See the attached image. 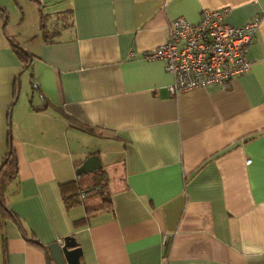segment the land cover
<instances>
[{
  "label": "crops",
  "instance_id": "0c3cea01",
  "mask_svg": "<svg viewBox=\"0 0 264 264\" xmlns=\"http://www.w3.org/2000/svg\"><path fill=\"white\" fill-rule=\"evenodd\" d=\"M39 2L22 44L30 101L16 103L21 64L0 12V164L9 138L18 163L4 197L18 224L0 217V264H47L44 247L68 236L80 264H264V0ZM203 10H226L234 27L260 18L250 68L173 96L164 63L144 55L174 19L194 23ZM92 140L118 161L111 177L104 169L109 202L97 210L103 199L85 203L86 174H73L90 153L105 168ZM69 182L81 187L71 206Z\"/></svg>",
  "mask_w": 264,
  "mask_h": 264
},
{
  "label": "built area",
  "instance_id": "2783aa9c",
  "mask_svg": "<svg viewBox=\"0 0 264 264\" xmlns=\"http://www.w3.org/2000/svg\"><path fill=\"white\" fill-rule=\"evenodd\" d=\"M225 13L226 10H203L194 23L183 17L174 19L165 44L144 55L164 63L173 78L167 87L171 95L226 86L233 77L249 70L246 53L261 20L257 17L234 27L225 22Z\"/></svg>",
  "mask_w": 264,
  "mask_h": 264
},
{
  "label": "rangeland",
  "instance_id": "374dc122",
  "mask_svg": "<svg viewBox=\"0 0 264 264\" xmlns=\"http://www.w3.org/2000/svg\"><path fill=\"white\" fill-rule=\"evenodd\" d=\"M27 3H28V0H0V8H3L6 11L5 16L7 18V22L4 25V27L6 28V34L11 40H13V45H18L21 49H23L26 52H28V51L22 46V44L24 46L28 47L29 40L31 38H34V36L32 35V33L34 31L32 19H34V17H35L36 8L39 9L34 1H31V3L34 5L33 9H29L27 6ZM12 26L14 29L11 28ZM13 30H15V33L13 34V36H15L17 39H14L13 37L9 36V32L12 33ZM42 34H43V31H42ZM40 36H42V35L40 34ZM11 46H12V44H11ZM30 75H31V68H27L26 70H24L20 74V77H19V95L17 97L16 103L22 101V99L25 97V94H26V96H28V101H30V99H31L30 82H32ZM15 110L16 109H12V112H11L12 117H14V115H15ZM87 146H88V148H90L93 151L101 150V159H102L103 165L105 167L104 169L107 171H110V177L112 176V174L114 175L116 172L115 167H117L118 161L116 160V158H114V156H113V158H111L107 154V153H110L112 151H115L114 147L112 146L109 149L107 146L104 147V143L102 141L97 142L94 140H92V145H88L86 142V147ZM111 154L112 153H110V155ZM107 155H108V157H107ZM74 157H75V155H74ZM81 158L82 157H80V156H76L75 161L77 162V161L81 160ZM76 170H77L76 172L73 171V174L76 177V179H78V177H79L78 174H80V172H79L78 168ZM92 178L89 176L87 177V175H86V179H87L86 185H88V188L91 187L90 185L92 184L93 180L95 179V178H93V180H92ZM112 180L113 179H111V181ZM97 181H98V184L100 183L101 185L103 184L104 181L106 182L105 178L104 177L102 178L101 176L97 179ZM65 193H66V196H69L72 194V192H70L68 189H65ZM107 194H109V184H107L102 189L94 190V191L87 193V195L85 197H82V200L84 199L85 203H87L89 206L98 205L102 202L103 195L107 196Z\"/></svg>",
  "mask_w": 264,
  "mask_h": 264
},
{
  "label": "trees",
  "instance_id": "16d2710c",
  "mask_svg": "<svg viewBox=\"0 0 264 264\" xmlns=\"http://www.w3.org/2000/svg\"><path fill=\"white\" fill-rule=\"evenodd\" d=\"M28 1H30V2L34 1L35 4L39 8L38 11L39 12L41 11L39 0H28ZM2 10L3 11H0V12L2 14V17L4 18V25H5V23L7 22V18L5 16L6 11L4 9H2ZM40 18L42 19L41 28H40L41 34H42V31H43L42 35H43L44 39H46V42H49V41L52 40L53 37L50 36V35H47V33H49L50 30H47L45 28L46 19L45 20L43 19L44 17L42 16V14H40ZM5 37H6L7 41H8V43L10 44V47H11V50H12L13 54L16 56V58L18 59V61L21 64L20 73H19V75H17V80H18L19 77H20V74L24 70H26L27 68H31V66H32V62H31L32 55L29 52H26L23 49H21L18 45H13V40H11L7 36V34L5 35ZM11 44H12V46H11ZM15 83H16V81H15ZM31 84H33V82ZM14 89H15V85H14ZM14 95H15V93H14ZM34 110L38 111V110H43V109L42 108H40V109L37 108V109H34ZM8 143H9L8 144V151H7L6 155L4 156V158L2 159V162L0 164V166H1V168H0V217L3 218V219H10L13 222H15L16 224H18V219L16 217V214L14 212H12L8 208V206L6 205V200L4 198L5 194H6V191H5L6 185H8V183L16 176L17 171H18L17 159H16V157L14 155V152H13V149H12V146H11V138H9V142ZM90 155H94V154L90 153ZM83 176H85V175H81L79 177V179H77V181L81 180L83 178ZM87 176H90V177L94 176L93 178H96V177L99 178L101 176L102 178L104 177L105 180H106V182L104 181V183L102 185L100 183L99 184L96 183V186H94L93 191L102 189L103 187H105L107 185V181L108 180L106 178V171L104 170L102 164H101L100 168L97 170V172L89 174ZM61 187H62L61 188L62 192H65V189H68L70 192H72L73 189H74V182H69V183L62 184ZM79 190H81V187L78 186L76 188V193H72L69 197L65 195L66 193L64 194V196H66L65 197V201L67 203V206H71L72 204H75V203H80V199L76 197L79 194V192H80ZM74 197H76V198H74ZM108 202H109V197H107L106 195H103V202H102L101 207H97L95 209L97 210L99 208L105 207V204L108 203ZM82 221H83V219H79V220H76L75 223L81 224Z\"/></svg>",
  "mask_w": 264,
  "mask_h": 264
},
{
  "label": "water",
  "instance_id": "95a60500",
  "mask_svg": "<svg viewBox=\"0 0 264 264\" xmlns=\"http://www.w3.org/2000/svg\"><path fill=\"white\" fill-rule=\"evenodd\" d=\"M31 60V59H30ZM19 92V81L17 85V94ZM15 100L17 99V95ZM11 109H9V114ZM101 166V160L98 156L90 155L81 163L78 170L80 177L82 174H92L97 172ZM1 168V166H0ZM93 191V188L82 191V195L87 192ZM45 248L47 254V264H80V257L82 256V250L76 246V242L73 237H64L61 241H54L48 244Z\"/></svg>",
  "mask_w": 264,
  "mask_h": 264
},
{
  "label": "flooded vegetation",
  "instance_id": "af4514ba",
  "mask_svg": "<svg viewBox=\"0 0 264 264\" xmlns=\"http://www.w3.org/2000/svg\"><path fill=\"white\" fill-rule=\"evenodd\" d=\"M97 179H98V177H96L94 180H93V178H92L93 182H92V184L90 185V186H91L90 188H93V189H94V186H96V183H98ZM103 183H104V182H103Z\"/></svg>",
  "mask_w": 264,
  "mask_h": 264
}]
</instances>
